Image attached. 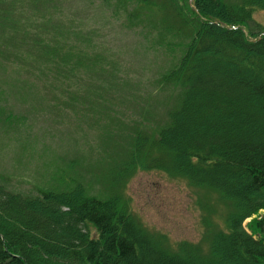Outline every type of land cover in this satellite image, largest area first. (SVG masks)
Instances as JSON below:
<instances>
[{"label":"trees","instance_id":"16d2710c","mask_svg":"<svg viewBox=\"0 0 264 264\" xmlns=\"http://www.w3.org/2000/svg\"><path fill=\"white\" fill-rule=\"evenodd\" d=\"M26 1L33 6L29 24L14 15L24 0L0 9L1 28L10 25L20 36L17 73L45 67L58 74L62 95H53V104L100 103L94 96L115 86L109 73L118 65L93 49L92 34L55 24L45 6L52 0ZM87 1L122 26L157 34L171 52L181 49L155 79L172 100L151 145L156 154L149 157L151 146L143 151L148 134L138 129L126 168L140 160L201 190L206 243L171 246L120 195L90 194L77 179H58L35 193L0 184V264H264V27L253 17L264 0ZM172 37L186 39L174 44ZM95 74L110 81L97 86ZM213 194L224 210L222 224L212 217Z\"/></svg>","mask_w":264,"mask_h":264},{"label":"rangeland","instance_id":"374dc122","mask_svg":"<svg viewBox=\"0 0 264 264\" xmlns=\"http://www.w3.org/2000/svg\"><path fill=\"white\" fill-rule=\"evenodd\" d=\"M9 1L2 0L0 9ZM45 6L53 10L55 24L93 35V49L118 65V70L109 73L115 86H101L104 97L94 96V102L100 103L91 107L53 104V95H62L58 74L38 67L39 71L20 76L16 63L20 36L12 35L10 25L0 26V184L35 193L59 184L58 179H77L90 194L120 195L133 216L153 234L163 235L171 246L181 241L206 243L201 190L161 169L142 167L140 160L126 168L134 132L139 129L148 134L144 151L166 119L172 100L168 92L156 87L155 79L174 65L181 49L171 52L167 44H160L157 34L144 35L139 28L122 26L87 0H52ZM32 10L27 1L16 2L14 15L29 24ZM59 16L64 22L56 20ZM253 17L264 27V10L255 9ZM185 39L172 37L169 42ZM93 77L97 86L110 81L99 74ZM150 149L149 157L156 154ZM212 197V217L222 224L223 207L216 203L215 194Z\"/></svg>","mask_w":264,"mask_h":264}]
</instances>
